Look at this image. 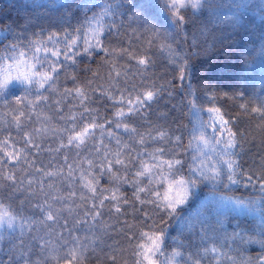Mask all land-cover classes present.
Wrapping results in <instances>:
<instances>
[{
	"label": "trees",
	"instance_id": "1",
	"mask_svg": "<svg viewBox=\"0 0 264 264\" xmlns=\"http://www.w3.org/2000/svg\"><path fill=\"white\" fill-rule=\"evenodd\" d=\"M37 1L0 0V29H5L0 32L3 42L0 56L18 57V52L3 50L18 32L27 37L22 44L25 53L41 44L53 47L57 44L54 49L58 51L62 44L58 39H77L88 29L91 18L106 3L112 2L66 0L64 5L70 6L69 11L65 7L40 6ZM123 3L125 8L121 11L125 15H112L101 36L105 50L95 47L89 50L90 55L81 51L67 60H58L60 66L53 74L51 88L45 84L42 89H11L0 97V141L10 137V145L23 150L19 161L9 163L5 157V163L0 164V202L11 207L18 223L20 218L31 222V230L26 229L23 234L22 246L27 249L26 257L33 262L81 264L82 256L83 264H136L140 259L135 255L137 244L146 245L149 241L141 234L152 235L160 227L167 234L162 256L165 260L173 249L169 239L174 238L169 231L175 218L161 223L164 214L153 202L172 187L177 177L191 176L199 154L206 157L205 166L219 167L224 179L215 186L199 183L196 201L213 195L245 203L264 197L259 188V182L264 181V116L252 111L264 108L261 0L246 4L206 0L214 11L197 13L195 19L191 11L185 12L189 22L180 27L173 23L171 13L164 10L163 0H131V3L123 0ZM85 5L89 8L80 11ZM85 12L88 21H85ZM133 15L136 19H132ZM150 25L160 32L167 30L166 40L157 41L151 31H146ZM9 27L12 32L7 31ZM161 43L165 46L161 47ZM173 45L181 46L186 56L183 80L181 69L165 53ZM140 58L146 63L139 64ZM77 88L87 96L83 103L76 94ZM147 91L154 93L153 99L129 113L127 102L132 100L136 105V98H142ZM240 92L243 97L237 95ZM41 95L46 99L37 100ZM17 98L21 103H16ZM191 101L202 110L200 115L205 127L212 119L209 114L213 112L208 109L214 107L236 132L242 145L234 157L244 174L237 176L242 181L240 185L229 184L227 166L220 162L218 155H212L210 150H197V141L192 137L199 136L198 131L193 132L199 124L192 116ZM242 103L246 108L241 107ZM121 108L125 112L123 117L116 115ZM71 114H76L75 120L69 119ZM15 117H19V127ZM93 120L97 125H104V132L115 129L118 124L133 127L135 133L129 143L134 157L140 160L134 166L138 172L147 168L116 199H112L109 189L114 185L110 178L98 184L94 195L81 181L83 172L102 164L104 147L98 139L100 128L92 130L95 135L79 148L67 146L69 135ZM207 134L211 139V128ZM29 139L31 144L27 142ZM172 160H180L181 164L169 169L167 162ZM8 175H13L14 181L7 179ZM248 175L253 177L255 187L243 186ZM163 176L167 179L162 180ZM146 210L152 215L150 222L143 215ZM48 211L53 213L54 221L46 220ZM216 211L205 210L204 230H199L197 235L204 233L205 245L216 247L223 255L213 254L212 262L200 263L216 264L218 260L219 264H257V259L264 257V233L260 231L258 216ZM4 235L7 237L9 233ZM12 235L19 236V229ZM9 246L5 238L0 262L12 260L13 264H19L20 258L15 250L8 252ZM73 249L78 254L76 261L71 259ZM53 255L58 258L56 261L51 259Z\"/></svg>",
	"mask_w": 264,
	"mask_h": 264
},
{
	"label": "snow or ice",
	"instance_id": "2",
	"mask_svg": "<svg viewBox=\"0 0 264 264\" xmlns=\"http://www.w3.org/2000/svg\"><path fill=\"white\" fill-rule=\"evenodd\" d=\"M129 3H131V0H129ZM164 3V10L171 13V16L173 18V23L176 24L178 27L183 26L184 24L188 23L189 21L185 19V12L191 11L192 13V19L196 18V14L200 13L203 15L205 12L214 11L213 5L207 4L206 0H163ZM63 7L69 8V11H71L70 6L64 5ZM94 7V6H93ZM237 8L239 7H246L245 5H236ZM89 6L85 5L83 9H79L80 11H85V9H88ZM125 5L123 3V0L121 2L117 3L116 0H112L111 3H106L102 10L98 13H96L91 19L96 21L97 27L92 28V35L93 40L95 41L94 44H86L84 48V54L90 55L89 49L92 47L101 48L103 49V44L101 41V36L103 35V30L101 27H99L100 20L107 15H120L124 16L125 12L121 11V9H124ZM183 10V12H182ZM127 11H131V9H127ZM132 19H136V17L133 15ZM89 17H87L85 12V21H88ZM91 28V24L89 25ZM5 31V29H0V32ZM8 32H12L13 30L11 27L7 29ZM76 31H79L77 29ZM146 31H151V35L157 40L162 41L166 40V37L168 35L167 30L164 32H160L155 29L154 25H150L149 28H146ZM186 35V34H185ZM6 39V37H5ZM27 37L23 35L22 33H17L15 39L12 41L11 44H8L4 47V51L7 53L11 52H18L19 57H24L26 55L22 44L23 41L26 40ZM52 37L49 36V40H51ZM3 42L0 41V44ZM151 43V40L149 41ZM165 44L161 43V47H164ZM170 48V46H168ZM35 52H40L41 47L36 46L34 49ZM47 53H45L46 55ZM79 55L80 53H76ZM52 56L59 59L60 53L57 51H52ZM12 59H17L16 56L10 57ZM68 55L65 54V59H68ZM0 59H4V57L0 56ZM34 59H39L38 57H34ZM139 64H145L146 61L143 58H140L138 60ZM60 65H57L55 63H52L49 65L48 71H38L36 70L35 65H27L28 67V73L24 75L23 77H16V79L22 83L26 84L29 87H37V88H44L45 84H48V87H53L54 79L53 74L58 71V67ZM5 67V65H0V70H2ZM9 69L11 68V65H7ZM183 67L184 65H181V75L180 79L183 80ZM120 73L117 71L116 76L118 77ZM51 82V83H50ZM7 83L0 85V97H4L5 90H6ZM76 94L80 97L81 103L85 99H87V96L85 95L84 91L80 88H77ZM237 95L240 97H243V93L240 92ZM154 97V93L152 91H147L143 94V97H137L136 98V105H133L132 100H129L127 103L130 105L128 111L129 113L133 111H138L139 107H142L146 101H151ZM235 98V97H233ZM39 99H46V97H43L42 95L37 98ZM16 103H21V99L17 98ZM31 103V102H30ZM191 107V113L195 121L199 124V128H194L193 132H199V136L193 135L192 139L197 141V150L204 152L205 150H210L212 153H215L218 155L221 159L220 162L227 166V173H226V179L231 185H240L242 181L240 179H237V176L244 175L240 172V165L238 162V159L234 158L237 155V149L238 146L242 145L240 144V141L237 139L236 132L232 131V128L229 124V121L223 117L222 114H220V110L218 108H209V112L217 113L216 116H214L211 121L207 124V127L204 126L202 117L200 115L201 109L196 106L195 101L190 102ZM242 108H246L245 104H241ZM84 111H88L87 108L84 109ZM252 111L259 113L261 116H264V108H253ZM23 115V113H21ZM117 116L123 117L125 115V112L123 108H121L116 113ZM17 123V127H19V117L14 118ZM69 119L75 120L76 114H71L69 116ZM117 126H120L119 124ZM125 130H128L127 125L125 124ZM97 127L101 130V135L104 133V125L100 124L97 125L95 120H93L91 123L82 126L80 129L76 130L73 134H70L67 139V146H75L79 148L81 145H84L86 143V140L95 135V132L92 131L96 129ZM211 128L212 130V138L209 139L207 134V129ZM132 131H135V129H132ZM109 135H111L109 133ZM161 136H163V133H161ZM219 137V138H217ZM179 139V138H177ZM10 137L5 138L3 141H0V153H3V157H0V164L5 163V157L7 158V162L11 163L14 161H19L21 159V151L23 150H16L14 145H10L9 143ZM29 144L32 143V141L29 139L27 141ZM142 142V141H141ZM62 147L65 145H61ZM202 146V147H201ZM189 147H191V143L189 144ZM224 157H228V159H224ZM25 163L27 162V159L25 158ZM105 163L110 167L112 164V161H108L105 158ZM115 163L117 164H124V161L121 160L118 156L115 159ZM181 164L180 160H172L167 162V166L169 169H171L174 165ZM147 171V168H145L143 171L138 172L137 175H144V172ZM191 171L194 173L192 176H189L187 179H184L181 177L179 180H174L173 183L176 186V192L171 197H166V202L162 206L163 209H165L164 215L161 216L160 222L166 223L167 220L175 218L177 221H180L181 224H184V221L181 220V217L183 215L182 212L178 211L180 209L181 205H184L188 202V197L191 193V190L198 186L199 183L206 182L211 183L214 186L216 184L222 183L224 176L221 174V169L217 166L208 167L207 170H204L202 167L197 173V169H191ZM177 172H179V169H177ZM171 175H175V173H170ZM7 179L14 181L13 175H8ZM253 177L251 175L247 176V183L243 186L247 187L249 185L255 187V185L252 184ZM85 187L91 192L93 195L96 192V188L93 186L91 181L86 182ZM259 188L261 192H264V181L259 182ZM140 191H144L143 188L140 189ZM104 199H107V197H104ZM112 199H116L115 194H113ZM139 199V197H137ZM143 202V201H142ZM231 205H233L234 208H240L243 210H246L248 213L257 215L259 218V225H260V231L261 233H264V197H261L259 201H249L245 203L244 201H229ZM100 205H103V200L100 201ZM95 207V205H94ZM116 211L119 212L120 208L117 207ZM96 215H99V212L96 213ZM55 217L51 211L47 212L46 220L48 221H54ZM18 222V216L16 213H14L11 210L10 206H2V202H0V251H3V241L5 238L9 241V248L8 252L11 254L15 250V254L20 258L19 264H45L44 261H36L33 262L31 259L26 257L27 249H25L23 245V234L25 230L28 231L31 230V222L25 221L22 218L19 219ZM19 228V236L12 235V233H15L16 229ZM5 229H7L9 235L6 237L4 235ZM203 229V225H202ZM189 230H191V226H189ZM144 237H147L149 241H151V246L146 247L144 244H137V251L135 252V255L139 256L140 259L136 261V264H143V262H147V264H157V261L153 259V257L157 256V253H159L160 256H164V244H165V238H166V231L163 227L159 228V231L154 232L152 235H149L148 233H142L141 234ZM132 237L130 236V239ZM240 239L243 240L244 236H240ZM17 241H20L18 244ZM251 242V241H250ZM43 247V245H41ZM206 253L210 254H218L223 255V253H220L219 250L216 247H211L205 250ZM183 254L180 251L172 252L170 255H168L165 260L162 262V264H180V261L177 259L178 257L182 256ZM78 254L73 249L71 254V259L73 261L77 260ZM51 259L56 261L58 258L56 256H51ZM112 260H115V257H111ZM215 259V256H214ZM0 264H13L12 260H9L7 262H0ZM81 264H83L82 256H81ZM193 264H199L198 261H193ZM216 264H219V261L217 260ZM257 264H264V257H259L257 259Z\"/></svg>",
	"mask_w": 264,
	"mask_h": 264
},
{
	"label": "rangeland",
	"instance_id": "3",
	"mask_svg": "<svg viewBox=\"0 0 264 264\" xmlns=\"http://www.w3.org/2000/svg\"><path fill=\"white\" fill-rule=\"evenodd\" d=\"M231 2L235 3H243L246 4L251 0H230ZM264 6V0H261ZM37 3L42 5H47L51 8H60L63 7L66 3V0H38ZM112 15L104 16L99 23V27L102 28L103 34L107 28V21L110 20ZM91 24V28L88 27L83 34L78 35L77 39H67L61 40L58 42H62L61 47L58 48L60 53L59 59L52 56V51H55V47L52 46H45L44 44L38 45L41 47L40 52H35L33 48L31 52L26 53L24 57H17V59H12L10 57L15 56L14 54H7L2 57L4 59H0V65H5V67L0 70V85L7 83L6 90L11 89H34L37 87H29L26 84L20 83L16 77L20 76L23 77L28 73L27 65H35L36 70L38 71H47L49 69V65L52 63L57 64L58 60H67L65 59V54L68 57L76 55V53L84 51L86 44H94L95 41L93 40L92 35V28L97 27L96 21L91 20L89 25ZM88 25V26H89ZM95 47L90 48L89 50ZM45 53H47L45 55ZM167 57H169L172 63L179 69H181V65H184V61H186V56L184 55L183 49L180 46H170L165 50ZM34 57H38L39 59H34ZM7 65H11L9 69L6 67ZM184 69V68H183ZM47 84V83H46ZM46 86V85H45ZM217 113H210L209 117L213 118L216 116ZM197 124V122H196ZM120 126H115V129L109 130L100 135L98 139L102 141V145L104 147L103 154H102V164L99 168L94 170L85 171L82 174L81 181L82 185L85 186L86 182L91 181L93 186L97 188L98 184L102 182L103 179L106 177L110 178L114 185L110 186L111 195L115 194V197H118L119 194L123 191L124 188L129 187L136 183L137 180L140 178L141 175H137L138 171L137 166L135 167L134 164L140 162L134 157V152L130 147V139L134 135L135 131L133 127L128 126V130H125V124H119ZM109 133L111 135H109ZM219 138V137H217ZM211 152V151H210ZM212 153V152H211ZM214 153H212L213 155ZM117 156L124 161V164H117L115 163V159ZM105 158L108 161H112L111 166L109 167L105 163ZM206 162V157L203 154H199L195 160V166L193 169H197L198 171L203 167L204 170H207L209 167L208 165H204ZM194 173L191 171V176ZM170 178V175H169ZM161 179H167L165 176L161 177ZM181 178H176L175 180H179ZM206 183V182H205ZM176 192L175 184H172V187H169L167 191L161 197L156 198L153 202L164 214L165 209L162 206L166 200V197H171ZM198 187H195L191 190V193L188 197V202L184 205H181L180 209H184L181 212L183 213L181 220L184 221L182 225L180 221L174 220L173 225L171 226V230L169 234L174 239H169L172 244V252L180 251L183 255L178 257L177 259L180 261V264H193V261L200 262H212L213 254L206 253L205 250L209 248L208 245H205L203 241H206V237L204 233L199 235L198 232L204 230V226L202 229L203 221L206 219V212L205 210L208 208H212L217 210L216 212H233L236 214L244 215L250 214L246 210L240 208H234L233 205L229 203V201H238L236 199H229L224 196H209L206 197L202 201H196L198 198ZM179 210V209H178ZM146 210L143 215L146 217L148 222L151 221L152 215L150 212ZM18 223V222H17ZM154 226V225H153ZM153 226H150L153 228ZM189 226H191V230H189ZM149 227V228H150ZM19 229V228H17ZM16 229V230H17ZM5 232H8L5 229ZM178 236V237H177ZM194 239V241L192 240ZM205 245V247H204ZM146 247L151 246V241H148L145 245ZM194 246V248L192 247ZM197 249V250H196ZM195 250V251H194ZM171 252V253H172ZM163 257L157 253L156 257H153L157 261V264H162L161 259ZM164 260V259H162ZM143 264H147V262H143Z\"/></svg>",
	"mask_w": 264,
	"mask_h": 264
}]
</instances>
